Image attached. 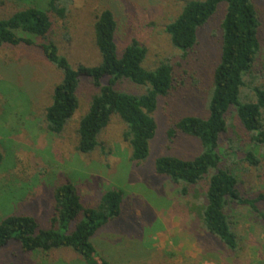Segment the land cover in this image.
I'll list each match as a JSON object with an SVG mask.
<instances>
[{
    "label": "rangeland",
    "instance_id": "rangeland-1",
    "mask_svg": "<svg viewBox=\"0 0 264 264\" xmlns=\"http://www.w3.org/2000/svg\"><path fill=\"white\" fill-rule=\"evenodd\" d=\"M181 1L71 0L64 19L51 15L54 24L50 39L74 67L98 62L93 23L95 15L104 8L115 14L118 50L135 39L147 50L146 69L162 62L172 66V89L158 101L153 115L156 135L150 142L145 164L138 167L129 161L128 148L120 139L124 126L116 117L100 135V147L91 156L75 152L72 133L92 91L86 82L78 91L80 109L62 136L46 131L43 109L60 79L59 72L44 60L38 48H0V220L30 213L40 227H47L42 225L47 223L52 193L58 185L72 184L82 202L90 207L96 206V198L104 191L114 189L124 194L122 213L91 241L97 252L114 264H264V222L248 207L228 208L240 240L238 253L228 255L206 235L196 215L190 212L189 208L197 205L192 194L182 199L177 187L152 172L159 156L190 159L198 154V140L180 135L169 141L166 131L183 116L206 115L205 92L219 52L221 5L198 31L197 44L191 52L184 56L169 45L163 28L179 11ZM253 2L261 20V53L254 67V75L260 78L259 71H264V0ZM16 10L15 2L0 0V16L6 17ZM258 83L264 84V80L259 79ZM124 88L137 94L143 92L139 87ZM227 119L228 131L220 137V147L227 140H236L235 135L247 143L248 137L232 113ZM244 156L237 158L243 175L239 189L246 197L254 198L264 194V160L256 171L241 162ZM93 197L96 200L91 202ZM259 207L264 213V202ZM17 245L10 244L1 250L0 264H83L68 251L53 253L51 262L42 261L22 254Z\"/></svg>",
    "mask_w": 264,
    "mask_h": 264
},
{
    "label": "trees",
    "instance_id": "trees-1",
    "mask_svg": "<svg viewBox=\"0 0 264 264\" xmlns=\"http://www.w3.org/2000/svg\"><path fill=\"white\" fill-rule=\"evenodd\" d=\"M8 1L15 2L18 10L0 16V48H38L60 75L43 109L46 131L62 136L80 109L78 91L86 82L92 91L72 133L75 152L91 156L100 147V135L116 117L124 126L120 139L128 148L129 161L137 167L145 164L157 131L153 115L158 101L167 97L173 86L172 66L162 62L146 69L147 50L135 39L119 51L115 14L104 8L95 15L93 23L98 62L74 67L50 39L54 24L51 15L64 19L71 0ZM219 5L223 7L219 52L205 92L206 115L183 116L166 131L169 141L180 135L198 140V154L190 159L159 156L152 172L177 187L182 199L192 194L197 205L189 210L196 215L200 228L226 254L232 255L240 250V240L228 213L229 206L248 207L264 222L259 207L264 194L248 198L240 192L243 175L237 164L238 156L245 155L241 162L258 171L264 160V84L258 83L259 79L264 80V71H259L260 78L254 75L261 53V20L253 0H182L179 11L169 18L163 32L169 45L185 56L194 49L198 31L216 15ZM125 85L130 89L142 88L143 92L134 93ZM230 113L248 142L244 144V138L235 135L236 140H227L220 147V137L228 131ZM1 159L0 153V162ZM123 195L122 191L106 190L96 198V206L90 207L82 202L72 184L58 185L52 193L47 223L42 225L47 227H40L30 213L0 220V252L10 244H19L22 254L46 262H51L53 253L68 251L83 264H114L100 255L91 241L101 228L120 217Z\"/></svg>",
    "mask_w": 264,
    "mask_h": 264
}]
</instances>
